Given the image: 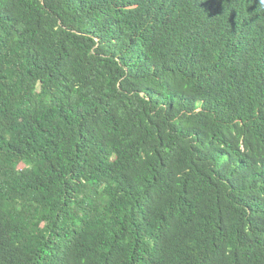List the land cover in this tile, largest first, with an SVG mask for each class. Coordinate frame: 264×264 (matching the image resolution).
<instances>
[{"label": "trees", "instance_id": "obj_1", "mask_svg": "<svg viewBox=\"0 0 264 264\" xmlns=\"http://www.w3.org/2000/svg\"><path fill=\"white\" fill-rule=\"evenodd\" d=\"M0 264H264V0H0Z\"/></svg>", "mask_w": 264, "mask_h": 264}]
</instances>
